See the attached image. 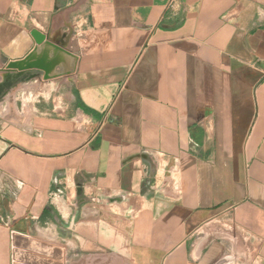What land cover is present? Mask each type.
I'll use <instances>...</instances> for the list:
<instances>
[{"label": "crops", "instance_id": "0c3cea01", "mask_svg": "<svg viewBox=\"0 0 264 264\" xmlns=\"http://www.w3.org/2000/svg\"><path fill=\"white\" fill-rule=\"evenodd\" d=\"M35 50L0 264H264V0H0L2 103Z\"/></svg>", "mask_w": 264, "mask_h": 264}, {"label": "rangeland", "instance_id": "374dc122", "mask_svg": "<svg viewBox=\"0 0 264 264\" xmlns=\"http://www.w3.org/2000/svg\"><path fill=\"white\" fill-rule=\"evenodd\" d=\"M50 83H52V82H47V81L43 82L41 80H33V79L30 81L18 82L17 84L14 85L13 90L7 91L6 95L4 96L5 100H6L5 102L2 103V99H0V104H2L0 115H4L5 113H9L10 107L15 108V106H19V104L21 102L22 103L31 102L33 100H36L37 98L38 99L41 98V95H42L41 92H39L38 96H35L34 94L31 93V91L27 93V89H31L32 87L39 86V84H50ZM35 89H37V88L35 87ZM43 89L46 90L47 88L43 87ZM16 90H19V92H16ZM40 91H42V89ZM8 93H10V95L13 94V96L10 97ZM14 93H17V94L14 95ZM10 98L12 100H9ZM48 255H49V252L46 253V255H45L46 258L54 260V261H51L53 264H57L58 262H61V256L58 258V255H56V253L52 254L53 257H50ZM16 256L17 255H15V258H14L15 264H26V262L29 261V259H28L29 257H27L26 250H24V249H22L21 252L19 251L18 256L17 257ZM39 256H40V254H39ZM35 258H36L37 262L39 263L40 259H38V258H40V257H35Z\"/></svg>", "mask_w": 264, "mask_h": 264}, {"label": "water", "instance_id": "95a60500", "mask_svg": "<svg viewBox=\"0 0 264 264\" xmlns=\"http://www.w3.org/2000/svg\"><path fill=\"white\" fill-rule=\"evenodd\" d=\"M36 39H37V43H41L42 41V37L35 35ZM50 44H46L45 46H49ZM57 50V49H55ZM35 50L33 53H31L28 57H26L24 60L22 61H16V62H11L9 63L7 69L10 70H17L19 72V74L15 75L14 79L15 80H19V81H23V80H31L33 78H35L37 76V74H32V75H28V76H24L22 74L23 71L30 69V68H36L39 70H43L45 71V76L43 77L45 80L51 78L49 72H48V64H45V61H39V60H35L37 58ZM15 258V256H14ZM13 258V259H14Z\"/></svg>", "mask_w": 264, "mask_h": 264}]
</instances>
